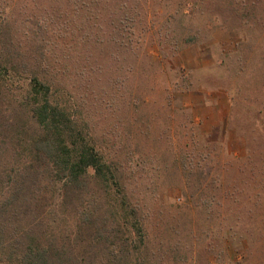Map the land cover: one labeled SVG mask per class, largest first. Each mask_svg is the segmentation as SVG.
<instances>
[{"label":"trees","instance_id":"obj_1","mask_svg":"<svg viewBox=\"0 0 264 264\" xmlns=\"http://www.w3.org/2000/svg\"><path fill=\"white\" fill-rule=\"evenodd\" d=\"M227 2L237 9L241 0ZM108 3L107 0H69L62 7L60 28L71 32L80 30L85 39L93 24L98 23L99 28L104 24L107 30L111 29L108 36L115 34L113 41L118 51L125 52L130 49V26L140 14L128 5L118 4V20L113 22L109 19L113 10ZM55 5L58 10L61 8L56 2ZM171 15L169 19L174 18ZM184 17L181 13L180 19ZM69 21L77 24L69 28ZM0 28V35L5 38L11 33L7 20ZM29 31L33 42L42 39V43L34 47L33 55L28 56L29 62L13 61L6 48L11 42H3L0 51V73L17 74L24 80L20 90L0 80V102L5 105L0 111V263L198 264L201 243L206 241L203 248L213 255L217 251L216 238H220L219 245L223 248L224 231H241L250 245L264 244V148L259 156L260 165L256 167L258 156L251 147L261 144H256L255 131L253 135L252 130H240L242 140L251 145H247V158L230 165L236 169L235 178L223 177L219 182L210 177L213 168L208 163L211 157L208 148L203 147L202 153L195 155L205 160L204 164L197 161L187 167L184 161L189 155L172 149L171 142L167 144L163 149L172 164L164 167L172 171L173 179L177 180L170 185L183 187L185 203L167 204V213L159 215L160 222L153 224L150 212L145 210L146 202L135 192L140 178L133 174L149 173L143 167L145 158L138 164L131 161L132 166L128 167L121 159L110 158L98 148L91 130L85 128L66 100L57 94L63 96L65 90L52 78L49 58L44 57L49 51L43 41L44 35L49 33L48 26L35 24V30L29 28ZM196 41L198 37L189 34L172 51ZM161 53L163 57L168 56ZM263 86L257 81L255 88L260 90L253 93L263 97ZM132 91L133 94L139 90ZM231 98L232 106L237 107L236 94ZM165 100L167 104L160 109L151 113L147 110L148 121L152 120L148 133L156 130L152 138L154 147L164 139V134L167 137L157 120L164 116L161 114L164 110L170 109V103ZM147 103L138 95L129 101L132 107H146ZM263 111L264 108L256 110L255 116ZM166 120L167 117L163 118L164 122ZM260 132L264 142V130ZM146 136L149 139L150 135ZM150 155L153 156L151 152ZM217 182L216 190L221 195L193 202L197 192L194 185L215 190ZM155 187L150 183L143 189L151 194ZM146 195L142 193L147 198ZM225 203L227 208L223 213L214 209ZM197 215L204 216L207 233H199L194 227L193 219ZM216 227L220 228L217 234L213 231Z\"/></svg>","mask_w":264,"mask_h":264},{"label":"rangeland","instance_id":"obj_2","mask_svg":"<svg viewBox=\"0 0 264 264\" xmlns=\"http://www.w3.org/2000/svg\"><path fill=\"white\" fill-rule=\"evenodd\" d=\"M55 2L61 7L59 10ZM107 2L113 10L109 16L113 22L118 20V4L128 5L140 14L130 26V49L125 52L118 51L113 41L115 34L108 36L111 29L107 30L104 24L100 28L98 23L93 24L85 39L80 30L71 32L60 28L62 7L69 0H0V27L5 20L11 24L8 37L0 35V51L3 42H11L6 48L13 61L29 62L28 56L33 55L34 47L42 43V39L33 42L29 38V28L35 30V24L48 26L49 33L44 35L43 41L49 51L44 57L49 58L52 78L65 90L63 96L57 94L66 100L85 128L91 130L98 148L110 158H119L128 167L145 158L143 167L149 173L133 174L141 182L135 192L146 202L145 210L150 212V221L156 224L161 218L157 217L167 213V204L185 203L183 187L170 185L177 180L173 179L172 171L164 167L172 164L163 149L170 142L172 149L189 155L184 161L187 167L197 161L204 164L206 161L195 155L202 153L203 147L208 148L211 156L208 163L213 168L210 177L219 182L223 177L231 180L237 176L233 174L236 169L230 165L246 160L247 145L251 146L249 141L242 140L240 130H252L256 144H261L251 147L257 152L256 167L260 165L259 156L264 148L260 132L264 130V111L257 116L255 111L264 108V94L262 97L253 91L260 90L255 88L257 81L264 84V0H241L237 9L229 6L227 0ZM181 13L185 16L183 20ZM170 15L174 18L169 19ZM74 23L77 24L69 21V28L74 27ZM189 34L196 35L198 41L173 52L176 44L180 45V40ZM161 51L168 56L163 57ZM19 53L23 56L19 57ZM0 80L16 90L24 83L17 74L6 76L2 71ZM136 88L139 91L132 94ZM233 93L238 97L237 107L232 106ZM137 95L146 99L148 106H130L129 101ZM165 98L170 109L164 110L165 113H161L164 116L157 120L167 137L164 134L163 143L160 140L154 147L152 138L156 130L148 133L147 127L152 121H148V112L166 105ZM1 104L0 111L5 108ZM155 123L157 125L156 120ZM146 134L150 135L149 139ZM218 182L215 190L194 185L197 192L193 202L205 197L216 199L221 195L216 190ZM150 183L156 185L151 194L143 189ZM226 208V203L223 207H214L221 213ZM203 219V215L193 219L199 233L208 232ZM219 229L216 227L213 231ZM235 232H223V248L219 245L220 238H216L217 251L213 255L207 254L203 248L207 242L203 241L197 263L264 264V244L250 245L241 231Z\"/></svg>","mask_w":264,"mask_h":264}]
</instances>
